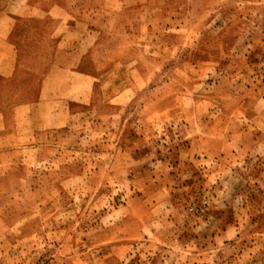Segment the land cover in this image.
<instances>
[{
    "label": "rangeland",
    "instance_id": "1",
    "mask_svg": "<svg viewBox=\"0 0 264 264\" xmlns=\"http://www.w3.org/2000/svg\"><path fill=\"white\" fill-rule=\"evenodd\" d=\"M2 41L0 264H264V0H0Z\"/></svg>",
    "mask_w": 264,
    "mask_h": 264
},
{
    "label": "crops",
    "instance_id": "2",
    "mask_svg": "<svg viewBox=\"0 0 264 264\" xmlns=\"http://www.w3.org/2000/svg\"><path fill=\"white\" fill-rule=\"evenodd\" d=\"M7 45H10V44H8L6 41L3 43V41H2L1 51H0V81L4 82V84L6 83V80L11 78L13 75L14 61H15L14 60V52L12 50H10L11 48L9 49V46H7ZM59 45H61V44L59 43ZM11 47H12V49H14L13 46H11ZM60 70L64 71L62 73L67 75L66 71L63 70V68ZM63 80L64 79L60 78V82H63ZM47 83L50 85H53L54 84L53 79L49 78L45 84V87H46ZM59 85H61V84H59ZM59 85H56V87ZM5 92H7V91L1 92L0 96L3 97V95H4L3 93H5ZM2 102L4 103V101H2L0 99V110H1ZM23 108H24V104H20V105L18 104L15 107H13L12 113H13L14 121H13L12 129L10 131L3 132L2 129L0 128V150L2 149L1 148L2 146L10 143V140H11L12 146H16L19 144L20 134L25 129V126L22 124V121H21L23 117L19 116V111L23 110ZM6 121H7L6 115L4 113H1L0 114V127H6Z\"/></svg>",
    "mask_w": 264,
    "mask_h": 264
}]
</instances>
